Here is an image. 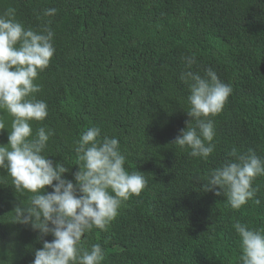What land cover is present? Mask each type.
<instances>
[{"label":"trees","instance_id":"1","mask_svg":"<svg viewBox=\"0 0 264 264\" xmlns=\"http://www.w3.org/2000/svg\"><path fill=\"white\" fill-rule=\"evenodd\" d=\"M9 7L25 28L55 33V53L35 81L48 116L32 121L33 130L55 132L44 154L63 161L73 179L74 141L99 126L101 136L118 138L125 168L147 180L106 232L85 234L87 245L104 248L102 264H240L232 225L264 229V176L253 182L261 203L239 210L203 185L233 147L264 158V0H0V13ZM46 8L57 12L45 17ZM187 55L196 57L193 71L211 67L232 87L211 117L216 147L207 160L172 143L191 119L179 79ZM0 117L10 128L12 117ZM7 141L8 130H0V144ZM29 195L16 193L0 168V264H31L42 247L38 231L11 220Z\"/></svg>","mask_w":264,"mask_h":264},{"label":"clouds","instance_id":"2","mask_svg":"<svg viewBox=\"0 0 264 264\" xmlns=\"http://www.w3.org/2000/svg\"><path fill=\"white\" fill-rule=\"evenodd\" d=\"M56 12V8H46L43 16ZM54 36L47 26L39 31L25 28L16 19L14 7L0 13V114L12 117L10 128L0 117V130H8L7 143L0 144V168L6 169L16 193L30 194L26 202L20 200L14 206L11 220L38 231L42 247L34 250L31 264H102L104 248L101 243L87 245L85 234L93 228L106 232L123 202L139 195L147 180L143 172L125 168L127 157L118 138L101 136L99 126L88 127L74 141L78 169L73 179L65 177L70 168L63 161L54 163L44 154L55 132L46 126L33 130L32 121L48 116L46 101L36 97L41 85L35 81L55 53ZM183 59L185 71L179 79L189 90L186 112L191 119L172 143L190 149L191 157L207 160L216 147L211 117L222 111L232 87L211 67L203 75L193 71L195 55ZM228 156L207 173L203 190L223 194L235 210L249 200L259 205V186L253 182L264 176V158L252 149L240 152L235 147ZM232 227L239 237L240 264H264V229L239 220ZM49 235L50 241L45 239Z\"/></svg>","mask_w":264,"mask_h":264}]
</instances>
